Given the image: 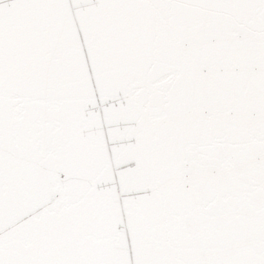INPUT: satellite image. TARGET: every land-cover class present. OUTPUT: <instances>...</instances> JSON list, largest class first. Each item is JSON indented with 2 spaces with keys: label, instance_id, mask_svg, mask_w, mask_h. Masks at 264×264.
I'll use <instances>...</instances> for the list:
<instances>
[{
  "label": "snow or ice",
  "instance_id": "1",
  "mask_svg": "<svg viewBox=\"0 0 264 264\" xmlns=\"http://www.w3.org/2000/svg\"><path fill=\"white\" fill-rule=\"evenodd\" d=\"M0 264H264V0H0Z\"/></svg>",
  "mask_w": 264,
  "mask_h": 264
}]
</instances>
